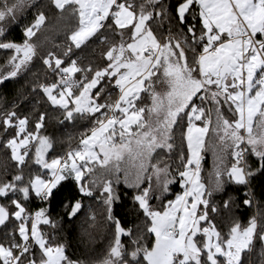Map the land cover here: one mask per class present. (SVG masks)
<instances>
[{
    "label": "snow or ice",
    "instance_id": "1",
    "mask_svg": "<svg viewBox=\"0 0 264 264\" xmlns=\"http://www.w3.org/2000/svg\"><path fill=\"white\" fill-rule=\"evenodd\" d=\"M0 264H264V0H0Z\"/></svg>",
    "mask_w": 264,
    "mask_h": 264
},
{
    "label": "trees",
    "instance_id": "2",
    "mask_svg": "<svg viewBox=\"0 0 264 264\" xmlns=\"http://www.w3.org/2000/svg\"><path fill=\"white\" fill-rule=\"evenodd\" d=\"M15 35V34H14ZM11 89V85H9V88L7 90H5V92L10 91ZM75 130L72 128H60L58 130V134L67 136L68 133H73ZM212 165H213V158L211 153H206L205 154V160H204V173H203V177L204 179L207 181L209 179V173L212 171Z\"/></svg>",
    "mask_w": 264,
    "mask_h": 264
}]
</instances>
